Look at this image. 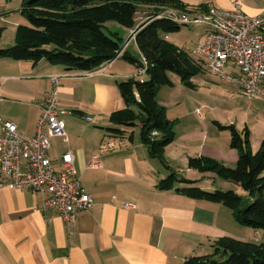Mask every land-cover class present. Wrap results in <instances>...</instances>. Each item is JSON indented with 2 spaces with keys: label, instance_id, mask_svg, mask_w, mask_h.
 I'll return each instance as SVG.
<instances>
[{
  "label": "crops",
  "instance_id": "obj_1",
  "mask_svg": "<svg viewBox=\"0 0 264 264\" xmlns=\"http://www.w3.org/2000/svg\"><path fill=\"white\" fill-rule=\"evenodd\" d=\"M178 1L195 12L211 6L229 9L232 2L239 1L245 14L264 18V0ZM146 20L140 18L137 23ZM132 31L123 28L116 33L122 39L124 33L125 43L128 40L124 52L139 62L142 55L135 37L129 39ZM204 36L202 28L166 39L200 65L193 58L192 43H201ZM129 43L130 50V46L126 49ZM80 73L46 61L34 65L0 58V117L15 124L26 137L35 135L42 105L52 90L50 76L60 78L57 110L64 112L60 118L67 142L53 137L48 157L57 166L61 155L71 152L80 184L92 200L89 209L76 213L74 222H66L55 210L39 211L46 193L0 187V264H185L193 257L213 255V242L222 237L240 238L235 220L224 206L187 198L175 189L157 188L160 180L176 172L171 166L179 163L187 168L192 157H209L234 168L238 153L230 147V136L215 132L213 138L207 137V124L201 118L196 125H182L167 117L174 121V141L164 149L168 169L162 171L160 160L151 158L141 143L139 126L138 134L127 129L119 134L106 130L112 127L109 115L125 108L117 83L132 78L140 81L135 76L136 65L119 58L89 76ZM147 79L145 75L141 80ZM259 145L250 141L252 152ZM94 161L96 167H90ZM185 187L189 185H176ZM214 187L201 188L218 189ZM228 189L235 192L230 184Z\"/></svg>",
  "mask_w": 264,
  "mask_h": 264
},
{
  "label": "trees",
  "instance_id": "obj_2",
  "mask_svg": "<svg viewBox=\"0 0 264 264\" xmlns=\"http://www.w3.org/2000/svg\"><path fill=\"white\" fill-rule=\"evenodd\" d=\"M141 6L150 8L151 12L147 20L138 25L137 13ZM166 8L195 12L178 0H24L21 15L27 25L17 26L15 43L0 48V58L29 61L34 65L46 61L71 71L92 72L112 60L123 46V39L116 32L106 30L108 22L135 30V43L148 64V79L132 78L117 83L125 108L109 115L112 127L106 130L119 134L121 129L132 130L139 126L140 141L147 147L149 156L159 159L168 169L163 154L165 147L174 141V121L167 118L166 109L158 104L157 91L162 86L173 85L169 74L176 75L184 87L194 90L191 80L202 68L166 39L168 34L179 32L183 27L168 18H156L160 10ZM3 30L0 27V40ZM120 58L138 65L126 52ZM134 106L138 112L132 108ZM218 127L230 132V147L238 153L235 167H225L205 156L189 158L187 167L213 173L235 184L251 202L245 204L232 190L208 192L191 186L176 188L177 184L192 182L178 178L175 172L160 180L157 188L160 191L175 189L187 198L220 204L230 210L236 223L262 234L260 242L222 237L213 242V255L193 257L185 264H264V138L258 150L252 152L248 129L242 137L233 125Z\"/></svg>",
  "mask_w": 264,
  "mask_h": 264
},
{
  "label": "built area",
  "instance_id": "obj_3",
  "mask_svg": "<svg viewBox=\"0 0 264 264\" xmlns=\"http://www.w3.org/2000/svg\"><path fill=\"white\" fill-rule=\"evenodd\" d=\"M161 17L181 26L204 28V39L192 54L205 60L203 66L207 71L238 87L244 95L264 98V18L245 14L239 1L232 2L229 9L211 6L199 12L166 8L156 16ZM135 34L132 31L129 39ZM127 42L103 65L119 59ZM147 67L142 57L136 66V78L144 77ZM229 67L234 70L226 73ZM92 72L80 75L89 76ZM59 80L56 75L50 76L52 90L42 105L33 137L24 136L15 124L0 117V187L46 193L39 211L55 210L66 222H74L76 213L89 209L92 200L80 184L71 152L62 154L57 166L48 157L53 137L67 142L65 123L60 118L64 112L57 110ZM96 165L94 161L90 167Z\"/></svg>",
  "mask_w": 264,
  "mask_h": 264
},
{
  "label": "rangeland",
  "instance_id": "obj_4",
  "mask_svg": "<svg viewBox=\"0 0 264 264\" xmlns=\"http://www.w3.org/2000/svg\"><path fill=\"white\" fill-rule=\"evenodd\" d=\"M23 1L24 0H0V27L4 29L0 40V48L11 47L15 43V32L17 26L27 25V21L21 15ZM154 10L157 9L154 8ZM160 11L162 12V9ZM150 12V8L141 6L138 8L137 20H140V18L144 19L150 14ZM105 26L106 30L108 29L112 32H117L123 29L115 22H108ZM201 29V26L189 25L181 27L179 32L170 33L168 35H175L180 32L184 34H192V32L197 33ZM121 36L123 37L124 44L126 41L124 39V33H122ZM197 44L198 43L196 42L192 43L193 49ZM127 48L130 50V43L126 46V49ZM193 58L199 60L202 67L201 72L194 76L191 80L195 85L194 90L187 89L183 86L180 79L176 75L169 74L168 76L174 85L171 87L162 86L157 91V101L164 103L163 105L165 107H163L166 108L167 117L169 119L180 120L182 125L185 122H191L196 125L198 122L201 123L203 120L207 124L206 135L210 138H213V133L216 132L218 135L224 133L225 135L221 136H226L229 139L230 132L227 129H220L218 125L222 127H229L230 125H233L242 137H244L245 129H248L250 141H257L258 144L261 143L264 138V98L257 96L248 97L244 95L238 87L223 82L217 75L207 71L203 66L205 60L202 57L193 55ZM231 70L234 69L229 67L225 70V72H232ZM142 78L143 77H137V79L140 80ZM132 108L136 112L139 111L136 106ZM196 109L198 111H195ZM199 129L205 133L203 126L200 125ZM132 130H134L135 134H138L139 132L138 127H135ZM221 136L220 138L223 140L224 137ZM164 161L166 160L164 159ZM164 168L165 167L162 164L161 170L164 171ZM187 168L179 163H176L175 166H171V170L176 169L175 174L177 177L193 181L189 185L191 187H198L202 189L201 187L211 185L215 186L214 189L218 188V190L227 191L230 190L228 189V184H230V186L235 189L236 194L243 199L245 204H249L251 202L246 197L243 190L240 187L237 188L235 184L222 180L216 177L213 173H201ZM227 211L229 212V210ZM233 224L240 231L236 232V235L240 237L238 240L255 242L258 238L262 239V234L260 232L255 235V230L243 227L236 222Z\"/></svg>",
  "mask_w": 264,
  "mask_h": 264
}]
</instances>
